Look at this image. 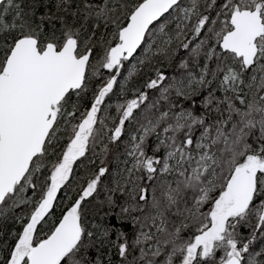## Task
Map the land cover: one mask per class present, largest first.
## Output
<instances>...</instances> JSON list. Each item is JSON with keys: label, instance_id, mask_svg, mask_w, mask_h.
I'll return each instance as SVG.
<instances>
[{"label": "snow or ice", "instance_id": "obj_1", "mask_svg": "<svg viewBox=\"0 0 264 264\" xmlns=\"http://www.w3.org/2000/svg\"><path fill=\"white\" fill-rule=\"evenodd\" d=\"M0 264H264V0H0Z\"/></svg>", "mask_w": 264, "mask_h": 264}, {"label": "trees", "instance_id": "obj_2", "mask_svg": "<svg viewBox=\"0 0 264 264\" xmlns=\"http://www.w3.org/2000/svg\"><path fill=\"white\" fill-rule=\"evenodd\" d=\"M127 67V66H126ZM125 73H126V71L123 73L124 75H125ZM142 79H143V74H141L140 76H138L135 80H134V84H138V83H140V82H142ZM130 86H132V85H130ZM78 176H77V183H73L72 182V187H73V189H75V190H70L67 194H65L64 192H62L61 194H60V197H59V199H60V201L61 202H63L64 200H65V198H68V195H71V197H72V200H74L75 198H76V191H78L79 190V187H80V185L81 184H83V182H84V178H85V173H84V171H83V169H79L78 170ZM63 191V190H62ZM71 203V201L69 200V203H66L63 207H65L66 205H68V204H70ZM63 207H61V208H63ZM60 215V209L58 208L57 210H56V216H59ZM52 226V220H49V222H48V224H46V225H44V227H43V229H42V231H41V234H43V232H45V231H47L48 230V228H50ZM13 227V225H11V224H8L7 226H6V231L7 230H10L11 228Z\"/></svg>", "mask_w": 264, "mask_h": 264}, {"label": "rangeland", "instance_id": "obj_3", "mask_svg": "<svg viewBox=\"0 0 264 264\" xmlns=\"http://www.w3.org/2000/svg\"><path fill=\"white\" fill-rule=\"evenodd\" d=\"M128 67V66H127ZM127 74V72L125 73V75ZM73 183L75 184V183H77V179H75L74 181H73ZM63 192V191H62ZM61 192V193H62ZM66 203H69V199L68 198H65V200L63 201V202H61V207H63Z\"/></svg>", "mask_w": 264, "mask_h": 264}, {"label": "flooded vegetation", "instance_id": "obj_4", "mask_svg": "<svg viewBox=\"0 0 264 264\" xmlns=\"http://www.w3.org/2000/svg\"><path fill=\"white\" fill-rule=\"evenodd\" d=\"M71 196V195H70Z\"/></svg>", "mask_w": 264, "mask_h": 264}]
</instances>
